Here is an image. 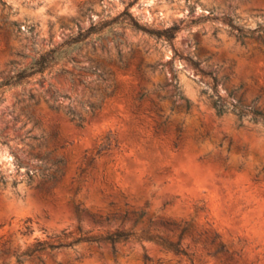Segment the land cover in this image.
I'll return each instance as SVG.
<instances>
[{
    "label": "rangeland",
    "instance_id": "obj_1",
    "mask_svg": "<svg viewBox=\"0 0 264 264\" xmlns=\"http://www.w3.org/2000/svg\"><path fill=\"white\" fill-rule=\"evenodd\" d=\"M124 11L148 29L177 25L175 38L131 27ZM91 27L100 31L73 60L0 88V264H18L15 254L36 240L76 236L77 227L93 235L131 228V218L93 223L85 213L124 210L202 233L195 244L181 241L192 264H264V121L231 108L218 115L207 74L226 100L264 113V0H0V80ZM108 133L117 147L96 153ZM59 168L54 194L42 199L35 185ZM73 204L84 210L79 219ZM214 233L209 244L205 235ZM218 243L227 253L207 254ZM114 246V257L105 242L39 257L44 264H143L146 253L153 264H190L153 241Z\"/></svg>",
    "mask_w": 264,
    "mask_h": 264
},
{
    "label": "trees",
    "instance_id": "obj_2",
    "mask_svg": "<svg viewBox=\"0 0 264 264\" xmlns=\"http://www.w3.org/2000/svg\"><path fill=\"white\" fill-rule=\"evenodd\" d=\"M123 14L125 15V19L128 25L134 27L136 29L144 30L149 33L154 34L157 37H162L166 41H172L178 30L177 25H171L163 30H153L148 29L144 25H141L137 22L135 17L132 16L130 12L124 11ZM229 25L236 29V32L239 36L243 35L242 28L236 25L233 22L232 18L228 20ZM264 30V27L262 28ZM100 29L93 30V27L85 30L84 32H80L76 36H72L67 40L63 41L57 46L50 48L49 50L39 54L36 58H34L28 65L23 67L22 69L18 70L14 74L10 75L7 78L0 80V88L1 87H11L13 85H17L21 83L27 77L42 73L51 65L57 64L61 61H71L73 60L72 54L73 51L79 47L91 33L99 32ZM194 66H198L197 61H192ZM60 72L67 73L64 69L60 68ZM211 78L213 94L212 97V104L216 110L218 115L223 114L226 112L227 109L231 108L232 111L236 112V114L241 117L247 113L251 114L253 119H261L264 121V113L260 110L255 109L253 107H242L239 105L238 101H228L226 98L222 97L219 92L217 91V86L215 84V77L212 73H207ZM100 75V74H98ZM112 92L106 93L105 96L110 95ZM228 97L231 96V92L228 93ZM92 110L98 109L100 107L99 104L97 105H90ZM71 120H75L76 125L82 126V117L76 115L73 111H70ZM117 147V143L112 138V136L108 133L104 137L103 141L99 143L96 153L101 151H106L110 148L111 145ZM174 147L177 146L176 142H173ZM55 162L64 165L65 161L63 158H57ZM240 168V166H238ZM57 174H51L43 183L35 185V189L40 194V197L44 200H47L49 196L54 194L55 187L58 185L61 177L63 176L62 170L59 168L56 170ZM82 170H80L81 174ZM79 190V187L76 186L73 190V193L76 194ZM73 211L75 216L79 219L83 209L79 207V204H73ZM88 218L93 223H101L106 222L109 223L112 220H120V222H124L129 218L132 219V227L135 226L138 221L141 223H146L145 227H141L138 231H135L131 228L128 229H121L116 228L112 232H107L105 234L100 235H93L90 233V230L81 231L79 227H77L78 233L76 236H71L70 234H62L61 236H54L51 240H36L30 248L15 254V260L18 264H21L24 260H33L36 259L41 264L44 262L40 259L39 255L48 250L53 251L62 248L72 247L76 243L84 242L87 244H95L99 246L100 242H105L110 246V253L114 257L116 249L115 243L118 242H128V241H153L157 244L160 248L169 250L175 255H179L185 257L190 264H192L193 260L191 258L192 253L188 251L189 244L185 246L181 245V241L184 237H187L191 242L194 244L198 242L202 233L195 232L193 227L189 226L186 222H175L174 220H158L155 225H152V220L147 219L145 222L142 218L145 215V211L140 210L136 211H128L124 210L123 212H111L106 213L104 215H100L97 213L85 212ZM30 231L29 226L25 225L24 233H28ZM171 234L172 238L167 237V235ZM217 238V234L214 233L212 237H208L205 235V239H209V244H213L215 239ZM203 248H206V244H203ZM218 253L226 254L227 251L225 249L224 244L218 243L217 246L213 250L207 249V254L213 256ZM227 259L232 260V255H228ZM157 263L161 264V262L157 259ZM142 263L143 264H153V260L150 256L146 253L142 255ZM6 264V263H4ZM62 264V263H59Z\"/></svg>",
    "mask_w": 264,
    "mask_h": 264
}]
</instances>
